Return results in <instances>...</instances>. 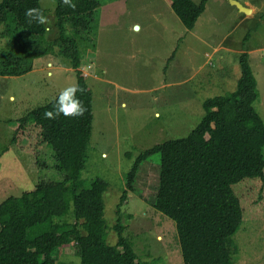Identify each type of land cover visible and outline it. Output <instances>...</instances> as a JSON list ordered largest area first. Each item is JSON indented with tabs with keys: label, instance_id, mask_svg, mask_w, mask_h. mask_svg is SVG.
<instances>
[{
	"label": "rangeland",
	"instance_id": "1",
	"mask_svg": "<svg viewBox=\"0 0 264 264\" xmlns=\"http://www.w3.org/2000/svg\"><path fill=\"white\" fill-rule=\"evenodd\" d=\"M96 1L100 7L93 41L81 43L79 50L93 113L81 179L86 188L96 178L108 186L103 194L108 245L118 241L113 226L120 217L138 264H183L174 222L153 207L159 155L140 165L132 191L124 178L140 153L187 137L204 116V101L236 91L243 53L257 83L254 108L264 121V0H237L255 8L247 15L230 0H207L190 31L172 11V0ZM39 4L52 29L46 39H52L56 3ZM7 42L0 34V52ZM57 52L36 59L23 76H0V203L32 191L41 181L56 183L65 177L37 126L27 123L16 134L19 119L76 86L69 60ZM233 190L243 218L230 238L231 261L264 264V179L243 180ZM56 259L59 264L80 261L73 245L58 250Z\"/></svg>",
	"mask_w": 264,
	"mask_h": 264
},
{
	"label": "trees",
	"instance_id": "2",
	"mask_svg": "<svg viewBox=\"0 0 264 264\" xmlns=\"http://www.w3.org/2000/svg\"><path fill=\"white\" fill-rule=\"evenodd\" d=\"M53 1L56 34L46 39L51 27L30 22L25 15L28 9H36L45 17L39 0H0V34L8 40L0 52V76H23L32 71L36 59L57 49L75 71L76 86L81 90L76 97L85 110L81 116L46 117L45 113L55 111L57 95L18 120L16 134L27 123L39 128L42 142L53 150L65 177L56 183L41 181L32 191L0 203V264H59L57 251L70 245L77 251L79 264H138L134 249L123 236L120 217L113 226L116 245L106 242L103 194L107 184L96 178L86 188L81 179L93 113L79 50L81 43L93 41L100 3L71 0L75 5L71 7L64 0ZM206 2L172 0L170 5L190 31ZM238 63L236 91L204 101V116L187 137L140 153L124 178L132 191L140 165L159 155L153 207L174 222L183 264H233L230 238L243 218L233 186L247 179H264V121L254 108L257 83L246 53L239 56ZM125 197L123 190L121 202Z\"/></svg>",
	"mask_w": 264,
	"mask_h": 264
},
{
	"label": "clouds",
	"instance_id": "3",
	"mask_svg": "<svg viewBox=\"0 0 264 264\" xmlns=\"http://www.w3.org/2000/svg\"><path fill=\"white\" fill-rule=\"evenodd\" d=\"M64 3L69 4L71 7H75L74 4H71V0H64ZM25 15L30 18V22L32 20H35L38 23L45 22L44 17H42L36 9H28ZM78 91H81L78 86L65 88L56 99L55 111L45 113L46 117L54 118V115L59 116L61 114L65 117L83 115L85 109L76 97Z\"/></svg>",
	"mask_w": 264,
	"mask_h": 264
},
{
	"label": "water",
	"instance_id": "4",
	"mask_svg": "<svg viewBox=\"0 0 264 264\" xmlns=\"http://www.w3.org/2000/svg\"><path fill=\"white\" fill-rule=\"evenodd\" d=\"M230 3L232 5H234L239 10L240 13H242L244 15H247V14L251 13V9L250 8H247L246 6H244L243 4L238 2L237 0H230ZM136 29H138V28H136Z\"/></svg>",
	"mask_w": 264,
	"mask_h": 264
},
{
	"label": "crops",
	"instance_id": "5",
	"mask_svg": "<svg viewBox=\"0 0 264 264\" xmlns=\"http://www.w3.org/2000/svg\"><path fill=\"white\" fill-rule=\"evenodd\" d=\"M241 3V2H240ZM242 4V3H241ZM244 6H246V3H244ZM247 7V6H246ZM247 8H250L251 10H254L255 8L253 7V6H251V7H247ZM220 59H223V57L222 56H220ZM48 66H49V64H48Z\"/></svg>",
	"mask_w": 264,
	"mask_h": 264
},
{
	"label": "bare ground",
	"instance_id": "6",
	"mask_svg": "<svg viewBox=\"0 0 264 264\" xmlns=\"http://www.w3.org/2000/svg\"><path fill=\"white\" fill-rule=\"evenodd\" d=\"M251 12H252V10H251Z\"/></svg>",
	"mask_w": 264,
	"mask_h": 264
}]
</instances>
